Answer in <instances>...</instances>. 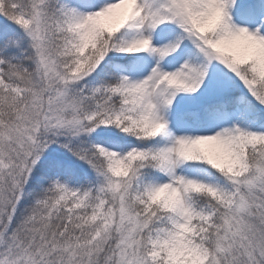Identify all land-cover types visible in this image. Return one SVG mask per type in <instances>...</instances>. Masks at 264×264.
<instances>
[{
	"label": "snow or ice",
	"instance_id": "obj_1",
	"mask_svg": "<svg viewBox=\"0 0 264 264\" xmlns=\"http://www.w3.org/2000/svg\"><path fill=\"white\" fill-rule=\"evenodd\" d=\"M0 264H264V0H0Z\"/></svg>",
	"mask_w": 264,
	"mask_h": 264
}]
</instances>
